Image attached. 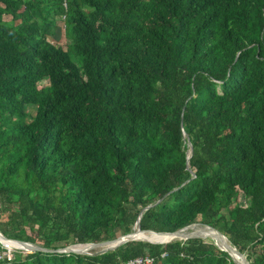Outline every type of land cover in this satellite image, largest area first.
<instances>
[{"label": "trees", "instance_id": "trees-1", "mask_svg": "<svg viewBox=\"0 0 264 264\" xmlns=\"http://www.w3.org/2000/svg\"><path fill=\"white\" fill-rule=\"evenodd\" d=\"M139 212L142 231L197 222L264 264V0H0V234L55 250L127 234ZM162 244L0 264H233Z\"/></svg>", "mask_w": 264, "mask_h": 264}, {"label": "water", "instance_id": "water-1", "mask_svg": "<svg viewBox=\"0 0 264 264\" xmlns=\"http://www.w3.org/2000/svg\"><path fill=\"white\" fill-rule=\"evenodd\" d=\"M182 135H184L183 132H182ZM187 147H188V152L190 153V146H189L188 143H187ZM188 158H189V155L186 156V162H185L186 165H187ZM191 177L192 178L194 177L192 173H191ZM147 208L148 207H145V208H143V210H146ZM141 212H139V214H138V216L136 218L134 227H132V230L129 233L117 236V237H115L112 240H107V241H103V242H99V243H89V244H85V245H72V246H66V247L61 248V249L51 250V249L42 248V247H40L38 245L29 243V242H22V241L7 239V238L3 237L0 234V246L3 247L4 249H6L4 247V245H3L4 243L14 244L16 246L15 250L23 251V252H26V253L41 252V253H47V254L48 253H51V254H62L63 253V254L86 255V256L101 255V254H103L105 252L115 250L117 247H119L120 245H122L124 243L131 242V241H142V240H140L138 238V235L139 234H144V233H149V234H152V235L168 236L170 238L169 239L170 241H168L167 243H169L171 241H174V240H176V241H185V240H188V239L206 237L207 235H203V236L200 235V234L192 235V234H186L184 232L188 228L196 226V225L200 226V227H203V228H206V229L210 230L211 232H213V234L211 236H216V237L218 236L221 240H226V238L223 235H221L218 231H216V230H214V229H212V228H210L208 226H204V225H201V224H195V223L191 224V225H187V226H185V227H183V228H181L179 230H176L174 232H171V233H159V232H153V231H150V230L142 231V230H140L138 228V225H137L138 221H139V218H140V215H141ZM135 227H136V230L134 231ZM148 243L149 244L162 245V243H151V242H148ZM73 246H86L88 248V250H97V251L94 252V253L79 252V251L71 249V247H73ZM216 248L219 251L225 252L228 255V257L230 258V260L232 261V263L235 264V262L229 256V254L225 250V248L224 249H221V248H218V247H216ZM227 249L231 250L235 255H237L241 259L242 264H249L246 261L245 256L243 254L239 253L234 247L229 245V246H227Z\"/></svg>", "mask_w": 264, "mask_h": 264}, {"label": "bare ground", "instance_id": "bare-ground-1", "mask_svg": "<svg viewBox=\"0 0 264 264\" xmlns=\"http://www.w3.org/2000/svg\"><path fill=\"white\" fill-rule=\"evenodd\" d=\"M136 230V229H135ZM201 231V232H197V231ZM186 234H200V235H207L204 238H210L211 240L214 241L216 247L224 249L228 252L229 256L233 259V261L235 262V264H242L241 259L235 255L231 250L227 249V246H229L230 244L227 242V240H221L218 236H211L213 234V232H211L210 230L203 228V227H190L187 230L184 231ZM209 235V236H208ZM138 238L140 240H142V242H150V241H154V242H162V243H167L168 241H170L168 236H160V235H152L149 233H144V234H139ZM5 248L8 249V251L10 250H15V245L14 244H10V243H4L3 244ZM71 249L79 251V252H89L90 250H88V248L86 246H73L71 247Z\"/></svg>", "mask_w": 264, "mask_h": 264}, {"label": "rangeland", "instance_id": "rangeland-1", "mask_svg": "<svg viewBox=\"0 0 264 264\" xmlns=\"http://www.w3.org/2000/svg\"><path fill=\"white\" fill-rule=\"evenodd\" d=\"M3 20L5 21V22H10V18L8 17V16H3ZM18 22L17 21H14V22H12L11 24H17ZM55 30H54V34H53V36H51V37H48L47 38V40L51 43V44H53V45H55V46H59V47H61V48H65V46H66V44H67V41H66V39H65V37H64V35H63V32H64V29H63V23H62V20H61V18H56L55 19ZM45 81L44 82H42L41 83V85L40 86H42L43 84L45 85ZM32 113V112H31ZM242 206H243V203H240ZM3 220H5V215H0V221H3ZM195 224H198L197 222L195 223ZM197 226V225H196ZM194 227V226H193ZM197 227H199V226H197ZM197 232H201L200 230L199 231H197ZM117 236H119V235H117ZM194 239H199V240H201L203 243H206V244H212L213 246H214V244L215 243H212V242H214L213 240H211L210 238H194ZM174 241H176V240H174ZM137 242V241H136ZM138 242H142V241H138ZM167 244V243H166ZM162 245H164V244H162ZM215 247V246H214ZM217 249V248H216ZM259 250V247H255V248H252L251 249V251H253V252H257ZM12 251H19V250H10L9 252H12ZM97 250H90L88 253H94V252H96ZM8 252V250H7V252H5L4 254H7V253H9ZM21 252H23V251H21ZM24 253V252H23ZM244 256L246 255V254H243ZM248 262V261H247Z\"/></svg>", "mask_w": 264, "mask_h": 264}, {"label": "built area", "instance_id": "built-area-1", "mask_svg": "<svg viewBox=\"0 0 264 264\" xmlns=\"http://www.w3.org/2000/svg\"><path fill=\"white\" fill-rule=\"evenodd\" d=\"M163 256H164V254L161 255V257H163ZM3 257H5L6 259H9L10 254L7 253V254L0 255V260ZM121 264H156V261L154 258H152L148 255H143V256H139V257L133 258L131 260H128V261L121 263Z\"/></svg>", "mask_w": 264, "mask_h": 264}]
</instances>
